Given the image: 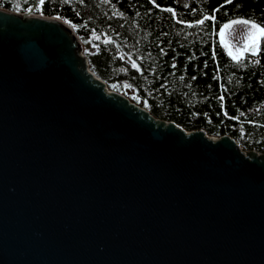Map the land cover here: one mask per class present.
<instances>
[{
	"label": "water",
	"instance_id": "obj_1",
	"mask_svg": "<svg viewBox=\"0 0 264 264\" xmlns=\"http://www.w3.org/2000/svg\"><path fill=\"white\" fill-rule=\"evenodd\" d=\"M0 264H264V154L155 118L68 23L0 7Z\"/></svg>",
	"mask_w": 264,
	"mask_h": 264
},
{
	"label": "trees",
	"instance_id": "obj_2",
	"mask_svg": "<svg viewBox=\"0 0 264 264\" xmlns=\"http://www.w3.org/2000/svg\"><path fill=\"white\" fill-rule=\"evenodd\" d=\"M0 7L68 23L91 71L155 118L264 154V37L258 52L233 60L219 36L237 18L264 26V0H0Z\"/></svg>",
	"mask_w": 264,
	"mask_h": 264
},
{
	"label": "snow or ice",
	"instance_id": "obj_3",
	"mask_svg": "<svg viewBox=\"0 0 264 264\" xmlns=\"http://www.w3.org/2000/svg\"><path fill=\"white\" fill-rule=\"evenodd\" d=\"M40 3L43 4V0H40ZM168 11L171 12L173 10L168 9ZM197 23H203V21H197ZM238 23L244 24V25H250V28L248 29V37H247L245 47L243 49H237L235 52L229 49L228 55L231 56L233 60H238L240 56L243 55L244 51H252L253 54L258 52L260 38L264 37V26H261V24L256 23L253 20L244 19V18H237L234 20H229L228 23L221 25L220 30H219L220 42L224 44L225 47H228V45L224 41L225 29H228L231 25L238 24Z\"/></svg>",
	"mask_w": 264,
	"mask_h": 264
},
{
	"label": "rangeland",
	"instance_id": "obj_4",
	"mask_svg": "<svg viewBox=\"0 0 264 264\" xmlns=\"http://www.w3.org/2000/svg\"><path fill=\"white\" fill-rule=\"evenodd\" d=\"M249 28L250 25L238 23L231 25L228 29H225L224 41L228 45V51L231 49L235 52L237 49H243L245 47ZM250 52L252 51H244L243 55ZM242 56H240V58Z\"/></svg>",
	"mask_w": 264,
	"mask_h": 264
}]
</instances>
